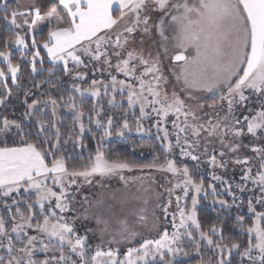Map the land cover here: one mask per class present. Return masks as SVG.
<instances>
[{"label": "snow or ice", "instance_id": "1", "mask_svg": "<svg viewBox=\"0 0 264 264\" xmlns=\"http://www.w3.org/2000/svg\"><path fill=\"white\" fill-rule=\"evenodd\" d=\"M5 28L0 264H264V0H0Z\"/></svg>", "mask_w": 264, "mask_h": 264}, {"label": "trees", "instance_id": "2", "mask_svg": "<svg viewBox=\"0 0 264 264\" xmlns=\"http://www.w3.org/2000/svg\"><path fill=\"white\" fill-rule=\"evenodd\" d=\"M13 29L12 28H5L3 30H0V45H2L3 40L6 38L7 35L12 34ZM42 35H46V28L43 29ZM14 57L15 59H19V53L14 52ZM3 65L0 64V67ZM46 67L48 66L47 64L45 65ZM21 83L22 87H31V78L28 76V65L22 64L21 65ZM59 75V73H58ZM43 77H37V79H42ZM67 79V78H65ZM9 84L13 88V97L12 99L8 102V108L9 112H11V109L15 108L16 115L18 116L21 111H23V108L21 107V101L23 99L22 96V89L17 90L14 85H11V81L9 79ZM45 88H48L49 86L45 85ZM106 99V98H105ZM119 99V96L117 97ZM103 102V101H102ZM92 103L91 100H86L85 104L90 106ZM3 109V106H0V110ZM105 114H113L116 117V120H120L121 118V112L119 109H108V106L105 104ZM131 119V117H129ZM65 122L70 123V116L65 117ZM63 131H66V129H62ZM87 139V138H86ZM135 142L137 144L140 143L139 138H135ZM94 147V144L92 145ZM105 148L112 153L119 154L135 163H149L153 160L154 155H158L159 152H153L152 149L147 147L140 148L137 147L136 150L133 152L131 148L129 147V144L119 140L118 138L113 137L110 141H106L105 143ZM68 152L71 157L74 158L76 161H82L83 157L79 156L78 153L80 152L79 149H73L72 145H68ZM87 156V152L84 153V157ZM161 158H163L161 156ZM191 166V165H190ZM207 183V179L205 181ZM235 213H228L226 211H221L219 210V206H216L215 208L207 203V202H202L201 205V211L200 215L202 220L205 223L212 222V221H217V216H219L220 221H225L226 227H225V233L227 236L233 239H242L243 236L239 231L235 228L232 227L233 221L230 219L231 215H234ZM219 222V221H217ZM189 249L191 248L190 245H185ZM206 255H211V253H206ZM197 257L193 254L191 257L188 258H182L184 261V264H197Z\"/></svg>", "mask_w": 264, "mask_h": 264}, {"label": "rangeland", "instance_id": "3", "mask_svg": "<svg viewBox=\"0 0 264 264\" xmlns=\"http://www.w3.org/2000/svg\"><path fill=\"white\" fill-rule=\"evenodd\" d=\"M43 29H44V26H41ZM138 41H139V34H137V47H139V43H138ZM145 47H147V45H145ZM167 63V62H166ZM122 78V77H121ZM138 114V113H137ZM146 126H148L147 125V123H146ZM119 139V138H118ZM120 140V139H119ZM248 141H247V138L245 139V143H247ZM242 152H244V153H246V154H248V155H252V153L250 152V151H248L247 149H243L242 150ZM188 163H189V165H191L193 162H191V161H187ZM130 175V174H129ZM232 175V173H231V170H229V176H231ZM153 176H154V178H155V180L157 181V184L159 185V184H165L166 183V181H165V176H164V174H162V173H153ZM235 176H236V179H238L239 178V169H237V171H236V173H235ZM111 183L113 184V185H116L117 184V181L115 180V179H113L112 181H111ZM157 190H162V189H159V188H157Z\"/></svg>", "mask_w": 264, "mask_h": 264}, {"label": "crops", "instance_id": "4", "mask_svg": "<svg viewBox=\"0 0 264 264\" xmlns=\"http://www.w3.org/2000/svg\"><path fill=\"white\" fill-rule=\"evenodd\" d=\"M29 2H30V0H21V3H23V4H27Z\"/></svg>", "mask_w": 264, "mask_h": 264}]
</instances>
